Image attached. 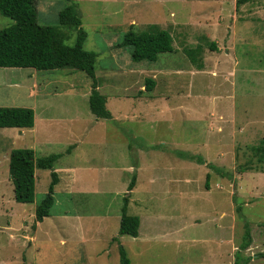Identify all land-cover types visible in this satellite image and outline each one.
Returning a JSON list of instances; mask_svg holds the SVG:
<instances>
[{
  "label": "rangeland",
  "instance_id": "rangeland-1",
  "mask_svg": "<svg viewBox=\"0 0 264 264\" xmlns=\"http://www.w3.org/2000/svg\"><path fill=\"white\" fill-rule=\"evenodd\" d=\"M74 1L84 47L97 54L99 92L116 118L93 119L83 71L0 67V107L93 125L65 140L79 122L65 124L64 134L39 143L46 135L38 127L17 140V127L0 128V264H121L119 244L130 264H234L246 257L264 264V162L250 150L264 140V0L237 7V0ZM35 2L44 25H57L67 4ZM12 23L0 14V29ZM150 24L170 33L174 49L153 62L132 61L131 47L117 44L128 30ZM147 78L155 82L151 90ZM13 148H31L35 157L62 153L54 166L77 168L40 222L35 210L50 172L36 168L34 201L16 202L8 173ZM128 192L127 213L140 219L136 237L118 234ZM245 222L251 244L240 249Z\"/></svg>",
  "mask_w": 264,
  "mask_h": 264
},
{
  "label": "trees",
  "instance_id": "trees-1",
  "mask_svg": "<svg viewBox=\"0 0 264 264\" xmlns=\"http://www.w3.org/2000/svg\"><path fill=\"white\" fill-rule=\"evenodd\" d=\"M67 4L58 13L57 25L40 24L37 19L35 0H0V14L9 17L13 23L0 29V67H31L36 70H50L69 68L83 71L91 79V89L88 103L91 113L97 119H110L112 114L106 106V96L97 88L95 77L96 52L85 49L84 43L87 32L82 26V21L77 11V3L74 0H66ZM246 0H237L236 7ZM73 39V43L66 41ZM118 46H130L131 60L139 62L146 60L153 62L158 54L172 52L173 40L170 33L150 24L142 31L128 30L122 37ZM212 49H215L212 44ZM191 60L192 53L188 52ZM152 78L146 79V88L151 90L154 85ZM34 125V111L28 107H0V128L17 127L31 128ZM251 153L258 163L264 162V140L258 145L250 147ZM59 154L35 157L31 148H13L9 153L8 173L13 185V194L16 202L31 203L35 196V169L50 170L51 180L41 201L36 206L35 222H40L49 215V208L54 203V186L58 182V176L54 171V162ZM184 158L196 159L204 164L205 160L200 156H187ZM209 168L222 173L212 163L206 164ZM251 166L247 165L246 167ZM245 167V168H246ZM241 166L239 169H243ZM244 171V169L242 170ZM209 173L206 174V182ZM135 175L131 178L127 190L134 187ZM129 192L123 196L118 234L136 237L140 219L137 215L127 213ZM240 213L241 206H236ZM245 232L240 243V249H246L251 244V234L247 222L244 224ZM117 240V237H113ZM118 253L121 264H129L122 245H118ZM236 252V258L240 257ZM264 256V254H262ZM249 257L235 260L234 264H247Z\"/></svg>",
  "mask_w": 264,
  "mask_h": 264
},
{
  "label": "crops",
  "instance_id": "crops-1",
  "mask_svg": "<svg viewBox=\"0 0 264 264\" xmlns=\"http://www.w3.org/2000/svg\"><path fill=\"white\" fill-rule=\"evenodd\" d=\"M97 88H98V90L100 91V87L97 85ZM87 94H88V92H86V93H82L81 95H80V97L81 98H83V99H85L86 98V96H87ZM117 96H119V95H117ZM88 98H89V96H88ZM106 101H107V97H106ZM44 103H48L47 101L46 102H44ZM48 105V104H47ZM47 105H45V106H43V108L45 109V111L47 110V108H46V106ZM88 105H89V103H88ZM106 106L107 107H109V105H108V101L106 102ZM119 107L117 108V110L116 111H119ZM141 109H139V111H140ZM134 111H136V110H134ZM47 114V113H46ZM46 114H45V116L43 115V112H42V114L41 113H39L38 114V118H37V115H35V117H34V125H33V127H31V128H17V129H15V130H13V134H15V136H16V140L18 139V136H21V135H23L24 133H23V131H26L25 129H30V133L31 134H34L35 132H37V128L36 127H38V134H39V132H44V134L46 135V138H41V139H39L38 140V143L39 142H47V141H51V139H52V134H59V130H62V132H63V134H64V130L65 129H69L68 128V124L69 123H72V122H75V123H78L79 122V125L77 124L76 126V128L74 129L73 127H71L70 129V132L73 134V136L72 137H70V138H65V140H67V139H72V138H74L75 137V133L74 132H76L77 133V135L78 134H80L82 131H84L85 130V128H86V131L87 132H90L91 131V129L93 128V125H92V127H90L91 125H90V122H85L86 121V119H84V118H82L81 120H79V119H77V120H73V119H67V118H58V117H56V116H54V115H52V117H48V116H46ZM112 114V113H111ZM79 115V113H77V117H79L78 116ZM87 115V117L89 118V117H91L90 116V114H89V112H88V114H86ZM116 118V116L114 115V114H112V118ZM112 118H110L111 120H112ZM64 119H65V121H64ZM95 121H98V119H96V118H93ZM88 120V119H87ZM67 122V123H66ZM65 124H66V128L64 129V126H65ZM5 128V127H4ZM8 128H16V127H8ZM20 129V130H19ZM18 135V136H17ZM79 137H80V135H79ZM76 138V141H71V142H73V144L71 143L70 144V146L72 147L73 145H76V144H78V143H80L81 142V139L80 138ZM8 138V137H7ZM9 140L10 139H12V137H10V138H8ZM80 139V140H79ZM70 151V148H68V150L66 151L65 150V152L67 153V152H69ZM61 155V157H59V159H57V160H61L62 159V153H60ZM53 169H54V171L56 172V174H57V176H58V182H57V184L54 186V193H56L57 191H60L61 189H64V188H67V191L69 190V188L71 187V185H72V182H73V179H74V172L75 171H77V168L76 167H73V166H71V165H68V163H67V165H65V167L63 166H57V165H55L54 167H53ZM42 170H48V169H42ZM49 172H51L50 170H49ZM50 174V173H49ZM51 177V176H50ZM44 177H43V181H44ZM50 183V182H49ZM81 219V218H80ZM77 220V219H76ZM107 250H105V252H106ZM129 264H130V259H129Z\"/></svg>",
  "mask_w": 264,
  "mask_h": 264
}]
</instances>
